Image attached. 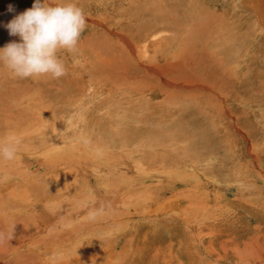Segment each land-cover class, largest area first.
<instances>
[{
    "label": "rangeland",
    "instance_id": "374dc122",
    "mask_svg": "<svg viewBox=\"0 0 264 264\" xmlns=\"http://www.w3.org/2000/svg\"><path fill=\"white\" fill-rule=\"evenodd\" d=\"M143 1L155 6L156 23L165 21V30L153 37L169 36L165 49L168 67H155V72L147 70L149 76L156 72L158 76L146 84L138 83V91L147 95L140 94L144 97L128 110L129 106L122 102L128 103V99L116 92L118 85L113 79L117 77L112 68L107 71L100 65L94 70L81 63L95 65L97 57L107 52L95 51L102 38L108 47L115 48L109 54L117 75L120 70L134 79L137 61L121 43L116 45L119 35L122 36L113 24L134 22V11L141 9L138 6ZM33 2L21 0L18 3L21 6L17 7L16 3L0 0V48L10 41H20L18 36L8 34L5 25L19 14L20 8H30ZM76 3L84 10L87 22L80 41L87 37L99 39L89 51L79 48V42L74 55L63 51L59 54L68 69L66 75L59 79L50 75L19 79L0 64V142L10 137L18 140L15 158H0V226L15 224L16 230L8 252H0V264H25L28 258L21 253L32 249V243L42 238L45 241L40 246L46 249L71 238L83 240L53 258H43L36 251L33 254L36 264H66L68 257L84 251H88L95 264H264V34L253 40L259 21L242 8H248L249 2L169 0L165 4L156 0L155 4L152 0L132 3L76 0ZM236 4L241 7L232 12ZM9 5L13 6L12 14ZM157 6L165 7L163 16ZM124 7L127 10L123 15L120 11ZM222 24L236 36L225 40L228 51L216 36ZM129 38L134 43V36ZM199 46L200 52H205L206 47H217L221 53L210 59L207 55L199 56L196 53ZM157 57L164 62L160 53ZM165 70L174 79L168 92L178 98L175 107L163 99ZM201 73L206 75L202 83L208 86L212 101L208 105L201 98L191 100L179 81ZM91 83L99 91L94 95L90 94ZM39 112L48 115L43 126L38 121ZM129 114L135 119H128L125 115ZM170 117L178 122L173 119L168 123ZM193 117L197 124L190 122ZM125 119L127 123H123ZM155 119H161L162 124L155 123ZM200 122L202 126L207 124L206 128L200 127ZM239 126L247 130L245 142L237 130ZM24 127H31L29 132L34 131L33 134L21 129ZM207 127L217 131L213 147L208 143L204 147V143L199 145L196 141L190 146L185 144L190 142L194 129L212 132ZM122 128H127V132ZM75 143L81 147L79 154L73 151ZM56 150L59 152L53 155ZM92 151L100 157L91 155ZM114 157L120 162V170L110 167ZM51 161L59 164L55 163L53 170L48 167L53 165ZM55 197L62 199L54 205L47 203V199ZM134 198H142L144 203L137 205ZM37 199L40 202L33 207ZM18 207L21 209L17 212ZM145 213L148 215L144 216ZM155 214L163 221L160 225L150 220ZM39 217L45 223L37 222ZM20 237L28 242L17 247Z\"/></svg>",
    "mask_w": 264,
    "mask_h": 264
},
{
    "label": "bare ground",
    "instance_id": "6f19581e",
    "mask_svg": "<svg viewBox=\"0 0 264 264\" xmlns=\"http://www.w3.org/2000/svg\"><path fill=\"white\" fill-rule=\"evenodd\" d=\"M3 2H6V3H9V4H12V2L15 4H18L19 3V1H21V0H2ZM93 1V0H92ZM134 0H130V2L132 3ZM155 4H156V0H152ZM164 1V3L165 4H167L168 2H169V0H163ZM232 1V0H231ZM245 1H248L249 2V6H248V8L247 7H242V8H244V9H246L247 11L249 10L250 11V14L251 15H253V16H255V17H257V19H258V21H259V26H258V29H256V31H254V37H253V40H257L258 39V37H259V35H261V34H264V0H245ZM75 2H76V0H75ZM239 2V1H238ZM89 3H91L90 1H89ZM232 3V2H231ZM236 3V2H235ZM245 3V2H244ZM24 4V3H23ZM92 4V3H91ZM91 4H90V6H91ZM19 5L20 4H18V6L17 7H19ZM25 5V4H24ZM23 5V6H24ZM27 5V4H26ZM21 6V5H20ZM31 7V6H30ZM135 7V6H134ZM138 7H140L141 9H139V10H136V11H134V19H135V21L134 22H131V21H127V22H125V23H123V24H119V25H116V24H113V26L114 27H117V30H118V32L121 34V36H122V38L120 37V35H119V38L117 39V42H116V45H118V44H120L121 43V46L122 47H125L129 52H130V54H131V56H132V58L135 56V59H136V61H137V63H136V66H135V68H136V76H135V78L133 79V77H132V75L131 74H127V75H125V74H123L120 70L118 71V75H117V72H116V70H117V68L114 66V65H112L113 64V62H111V58H112V56L109 54V53H114V51L112 52L111 50H114L115 48H112V47H108L104 42H102L103 41V39L101 38L100 40L101 41H98L99 43H100V46L98 47V49L97 50H95L96 52L98 51V52H102V51H106L107 50V52L106 53H104V54H101V55H99L98 57H97V61H95V65H92V64H90V63H87V62H85V63H81V64H83V66H85L86 68H88V66L89 67H92L93 69L94 68H97V66H99L100 67V65H102V67H101V69H103V70H109L110 68H112V70H113V72H114V74H116V80L115 79H113L114 81H115V84L116 85H118L116 88V92L117 93H120L121 94V96H124V97H126L127 99H128V103L127 102H125L124 100H122V102L124 103V104H126V106H129L127 109L128 110H130V107L131 106H134L133 104H136L138 101H139V98H142V97H144L145 95H147V93L145 92V91H138V88H139V86H138V83H140V84H146V83H148L149 81H151V79H154V78H156L157 76H158V72H156L155 73V75L154 76H149L148 75V73H147V70L148 69H151V70H153L154 72H155V70H156V68L155 67H159L160 69H167V67H168V63H167V61H166V56H165V49H166V47L168 46V44H169V36H167V35H164V34H161V35H158V36H156V37H153L158 31H160V30H165V26H166V24H165V21L164 20H162L161 19V21L159 22V23H156V21L158 20V18H157V13L155 12V11H153V8L155 7V6H153L151 3L150 4H147V2L146 1H143ZM158 7V6H157ZM235 8L232 10V8H231V10H232V12H234V10H236L238 7H241L239 4H236L235 6H234ZM25 8V7H24ZM29 8V7H28ZM159 8V7H158ZM241 8V9H242ZM18 9V8H17ZM126 8L124 7V9H123V11H120V13L121 14H125L126 13ZM159 10L161 11V13H162V16H163V14H164V10H165V7L164 8H162V9H160L159 8ZM16 12H18V13H21V12H23L24 11V9H21L20 8V10H15ZM117 11H119L118 9H117ZM12 12H14V11H11L9 14H12ZM250 14H248V15H250ZM14 15V14H13ZM3 16V15H2ZM4 17V16H3ZM6 18V17H5ZM95 19H96V21H98V22H101V19L99 18V17H95ZM11 20V19H10ZM7 21V20H6ZM4 22V21H3ZM7 23V22H6ZM5 23V24H6ZM87 23V22H86ZM219 33H217L216 34V36L218 37V40L223 44V46H224V48L226 49V51H228V46H227V44H226V42H225V40L228 38V37H232V38H236V36L231 32V30L230 29H225L224 28V24H222V25H220L219 27ZM129 35H133L134 36V38H135V41H134V43L130 40V38H129ZM99 39V37L98 38H96L95 40H92V38H90V37H87V38H85L84 40H81V41H79V42H81L80 44H79V48H83L84 49V51H89V49H90V46H91V44L92 43H95L96 42V40H98ZM122 40V41H121ZM102 42V43H101ZM141 42H144L142 45H140L139 46V44L141 43ZM113 44L114 43H112V44H110L111 46H113ZM92 46H93V44H92ZM139 46V47H138ZM80 52V51H79ZM91 52V51H90ZM94 52V51H93ZM247 52V51H246ZM245 52V53H246ZM74 52H72V54H73ZM78 53V52H77ZM95 53V52H94ZM120 53H123V50H121L120 49ZM161 54V58L163 59V63H161L160 61H159V58L157 57V55L158 54ZM199 56H200V54H202V55H204V56H206L207 55V57L210 59L212 56H213V54H215V55H219L221 52L219 51V49L217 48V47H211V48H208V47H206L205 48V52L204 51H201L200 52V46H199V48H198V51L196 52ZM206 53V54H205ZM83 55H84V53H82ZM91 54H93V53H91ZM74 55V54H73ZM79 55V54H78ZM94 55V54H93ZM75 56H77V54H75ZM74 56V57H75ZM85 56V55H84ZM88 56H90L89 54H88ZM244 56H245V54H244ZM206 57V59L208 60V58ZM246 57V56H245ZM145 58V59H144ZM84 60H85V58H84ZM86 60H88L87 58H86ZM200 60H201V58H200ZM69 64V63H68ZM78 64V63H77ZM76 64V65H77ZM114 64L116 65L117 64V61L116 62H114ZM82 66V65H81ZM72 67V66H71ZM74 68H79V67H75L74 66ZM67 69V68H66ZM84 69V68H83ZM100 69V68H99ZM178 69H180V70H182V68L180 67V66H178ZM75 70V69H74ZM80 70V69H79ZM95 70V69H94ZM200 70V69H199ZM67 71H68V69H67ZM70 71V70H69ZM100 71V70H99ZM78 72H80V71H78ZM86 72V71H85ZM90 72V71H89ZM72 73V72H71ZM88 73V72H87ZM87 73H85V74H87ZM103 73V72H102ZM1 74V73H0ZM93 74V73H92ZM99 74V73H98ZM74 75V74H73ZM72 75V76H73ZM164 75H165V79H164V82H163V86H162V88H161V91L163 92L164 91V95H165V97L163 98L164 99V101H166L168 104H171L172 105V107H175L174 106V104H176L177 103V96L174 94V96H172V93L170 94V92H168V91H170L169 90V86H172L173 84H174V79H170V73H169V71L167 70H165V72H164ZM75 76H76V74H75ZM90 76V75H89ZM92 76V75H91ZM90 76V77H91ZM94 77V76H93ZM206 77V75L205 74H203V73H201V74H197V75H195V76H191V77H188V78H186L185 80H179L181 83H182V86H184V89H185V91H186V94L185 95H187V96H189L190 98H192L191 100H193V99H199V101H200V98H201V100H203L204 102H206L205 104H210V103H212V101H211V98L209 97V94H210V92L208 91V86H206V85H204L202 82H204V78ZM74 78V77H73ZM97 77L95 76V79H96ZM121 82H122V85H121ZM188 83V85H186V84H184V83ZM200 82H201V84H200ZM65 83V82H64ZM65 85V84H64ZM94 84L93 83H91L90 85H89V89H90V94L91 95H94L95 93H96V91L98 90H96V87H94L93 86ZM112 85V84H111ZM68 86H69V84H68ZM67 87V86H66ZM73 87V86H72ZM114 87V86H113ZM112 87V88H113ZM115 88V87H114ZM63 89V88H62ZM68 89H70V88H68ZM63 90H65V89H63ZM97 92H99V91H97ZM115 93V92H114ZM39 94V93H38ZM143 95L144 94V96H141V95ZM82 96V95H81ZM87 96V95H86ZM85 95H84V97H86ZM90 96V95H89ZM96 96V95H95ZM136 96H137V98H136ZM80 97V96H79ZM79 97L77 98V100L79 99ZM120 97V96H119ZM80 98H82V97H80ZM94 98V97H93ZM84 99V98H83ZM138 99V100H137ZM173 99H175V102H172V100ZM76 100V101H77ZM34 100H29V102L31 103V102H33ZM75 101V102H76ZM80 101H81V99H80ZM196 101V100H195ZM74 102V104H75V106L77 105L76 103ZM82 102V101H81ZM120 101H118V103H119ZM208 102V103H207ZM34 103L36 104V102L34 101ZM203 103V102H202ZM27 104V103H26ZM79 104H80V102H79ZM83 104V103H82ZM180 104V103H179ZM25 105V104H24ZM120 105H123V104H121V102H120ZM120 105H119V107H120ZM199 105V104H198ZM203 105V104H202ZM26 106V105H25ZM73 106V105H72ZM125 106V105H124ZM142 106V105H141ZM201 106V105H200ZM249 106V105H248ZM251 106V105H250ZM123 107V106H122ZM209 107V106H208ZM257 107V106H256ZM259 107V106H258ZM74 108H76V110H77V107H74ZM204 108V107H203ZM261 108V107H260ZM126 109V108H125ZM180 109V108H179ZM200 109V108H199ZM206 109V108H205ZM209 109V108H208ZM264 109V108H263ZM75 110V111H76ZM177 110H178V108H177ZM176 110V111H177ZM204 110V109H203ZM210 110V109H209ZM258 110V109H257ZM78 111H79V109H78ZM107 111V110H106ZM121 111H123V110H121ZM179 111V110H178ZM177 111V112H178ZM184 111V110H183ZM198 111V110H197ZM259 111V110H258ZM199 112V111H198ZM202 112V111H201ZM205 112V111H204ZM204 112H202L203 114H204ZM129 113V112H128ZM191 113H193V112H191ZM200 113V112H199ZM8 114V113H7ZM65 114V113H64ZM77 114V113H76ZM177 114V113H176ZM183 114V113H182ZM80 115V114H79ZM78 115V116H79ZM82 115V117H83V114H81ZM80 115V116H81ZM264 115V114H263ZM39 116L41 117V118H39L38 119V121L40 122V124H42V126H43V124L45 125V123H43L44 122V120H46L47 119V117H48V115L47 114H44V113H42V112H39ZM128 119L130 118V120H134L135 119V117H133L132 116V114H129V116L128 115H125ZM178 116H180V115H178ZM178 116H177V119H178ZM65 117H66V115H65ZM82 117L80 118L79 117V119H82ZM175 117V116H174ZM174 117H170L169 118V122L168 123H170L173 119H174ZM110 118V117H109ZM121 118V121L120 122H122V117H120ZM125 118V117H124ZM126 118V119H127ZM152 118V117H151ZM180 118H182L181 116H180ZM194 118V121H190L191 123H195V124H197V121H196V118L195 117H193ZM201 118V117H200ZM83 119H84V117H83ZM82 119V120H83ZM111 119V118H110ZM125 119V121L123 122V123H127V120ZM136 119H137V117H136ZM143 120L145 119V118H142ZM177 119H174V120H176L177 121ZM238 119H240L239 117H238ZM23 122H25L26 123V121L24 120V119H21ZM82 120H81V122H82ZM138 120V119H137ZM232 120L233 121H235L236 119L235 118H232ZM242 120V119H241ZM48 121H49V119H48ZM51 121H53V120H51ZM71 121V120H70ZM69 121V122H70ZM138 121H140V120H138ZM163 121V120H162ZM83 122H84V120H83ZM164 122V121H163ZM178 122V121H177ZM72 123H74L73 121H72ZM86 123H87V121H86ZM116 123V122H115ZM155 123H158V124H162L161 123V119H155ZM165 123V122H164ZM173 123H174V121H173ZM49 123H47L46 125H48ZM78 124V123H77ZM76 124V125H77ZM79 124H80V122H79ZM82 124H85V123H82ZM112 124H113V122H112ZM150 124V123H149ZM239 124V123H238ZM38 125V124H37ZM56 125V124H55ZM58 125V124H57ZM56 125V126H57ZM64 125V124H63ZM86 125V124H85ZM84 125V126H85ZM99 125V124H98ZM118 125V124H117ZM241 125H243V124H241ZM36 126V125H35ZM54 126V125H53ZM59 126V125H58ZM57 126V127H58ZM69 127H70V125H68ZM72 126V125H71ZM79 126H81V124L79 125ZM78 125H77V127H79ZM83 126V125H82ZM100 126V125H99ZM108 126V125H107ZM202 126V123L200 122V127ZM206 126H207V124H206ZM206 126L205 125H203L202 126V128H206ZM216 126H218V125H216ZM34 127V126H33ZM60 127V126H59ZM122 127V125L120 126V128ZM124 127H126L125 125H124ZM241 127H243V126H241ZM26 127H24V128H21V129H25ZM40 129H42V127H39ZM39 128H38V130H39ZM55 128V127H54ZM54 128H52V129H54ZM61 128V127H60ZM75 128V127H74ZM100 128V127H99ZM116 128V127H115ZM208 128V127H207ZM211 128V127H210ZM215 128V127H214ZM32 130V128L31 127H27L26 128V130L28 131V133H32V132H34V131H30L29 132V130ZM36 129H37V127H36ZM35 128H34V130H36ZM48 129V128H47ZM59 129V128H58ZM69 129V128H68ZM82 128L80 127V130H81ZM209 129V128H208ZM243 129H245V128H243ZM242 128H240V126H239V128L237 129L238 130V132H239V134H240V137L241 138H243L244 140H242L243 142H245V140L247 141L248 140V138L246 137V129L245 130H243ZM57 130V129H56ZM73 130V129H72ZM79 130V129H78ZM80 130H79V132H80ZM116 130V129H115ZM122 130L125 132H127V128H126V130H125V128L123 129L122 128ZM210 131H212V132H207V131H205V130H203V129H201L200 128V130H199V132H197V130L196 129H194V130H192L193 131V135H191L192 133L190 132V134L189 135H191V139H190V142H187V143H185L186 145H192V141H196V142H198L199 143V145H200V143H204V147H207L206 145H205V143H208V144H211L209 147H213L215 144H216V140H215V136H216V134H217V131L216 132H214V130L213 129H209ZM45 131V130H44ZM43 131V132H44ZM50 131H52L51 130V128H50ZM55 131V130H54ZM74 131H75V129H74ZM82 131V130H81ZM111 131H112V129H111ZM122 131V132H123ZM139 131V130H138ZM25 133H26V131H24ZM23 132V133H24ZM36 132V131H35ZM53 132V131H52ZM56 132V131H55ZM83 132V131H82ZM129 132V131H128ZM149 132V131H148ZM57 133V132H56ZM62 133V132H61ZM72 133V132H71ZM27 134V133H26ZM33 134V133H32ZM82 134V133H81ZM80 134V135H81ZM247 134H248V136H249V133L247 132ZM67 135V134H66ZM65 135V136H66ZM80 135H79V139H80ZM14 136V135H13ZM15 136H18V135H16L15 134ZM39 136H40V134H39ZM50 136H52V135H50ZM63 136V135H62ZM68 136V135H67ZM66 136V137H67ZM82 136V135H81ZM85 136V135H84ZM133 136H135V135H133ZM132 136V139H134V137ZM194 136H196V137H194ZM11 138V137H10ZM16 138V137H15ZM19 138V137H18ZM17 138V139H18ZM52 138V137H51ZM85 138V140L87 139L86 137H84ZM19 140H20V138H19ZM70 140V139H69ZM82 140V139H81ZM84 140V139H83ZM18 141V140H17ZM55 142H56V140H54ZM53 140H52V142H54ZM87 141V140H86ZM57 142H58V140H57ZM72 142V141H71ZM213 142V143H212ZM60 143V142H59ZM197 143V144H198ZM248 143V142H247ZM54 144V146H55V144L56 143H53ZM53 144H52V146H53ZM86 144V143H85ZM88 144V143H87ZM196 144V143H195ZM245 144V143H244ZM243 144V145H244ZM252 144V143H251ZM61 145H63V144H61ZM248 145V144H247ZM51 146V147H52ZM56 148H57V146H55ZM60 147V146H59ZM62 147V146H61ZM85 147H87V145H85ZM122 147V146H121ZM49 148V147H48ZM61 149H63V148H61ZM60 149V150H61ZM71 149V148H70ZM84 149V148H83ZM123 149V148H122ZM135 149V148H134ZM134 149H132V151L134 150ZM52 150H54V149H52ZM77 150V153L79 154V152L81 151V147L80 146H78L76 143L73 145V151H76ZM94 150V149H93ZM138 150V149H137ZM91 151V150H90ZM57 152H59L58 150H56V151H53L52 152V154L53 155H57ZM62 152V151H61ZM65 152H66V150H65ZM84 152V151H83ZM125 151L123 150V153H124ZM133 152H135V153H137L138 151H133ZM63 153V152H62ZM76 153V154H77ZM59 154V153H58ZM68 154V153H67ZM77 154V155H78ZM69 155V154H68ZM91 155H93V156H96V157H100L96 152H93L92 151V153H91ZM74 156V155H73ZM72 156V157H73ZM39 157V156H38ZM40 157H41V155H40ZM68 157V156H67ZM227 157V156H226ZM55 160V159H54ZM53 161V160H52ZM51 161V162H52ZM53 163V162H52ZM51 163V164H52ZM55 163L56 162H54L53 163V165H48L47 163H46V166L48 165V167H50V166H52V170L54 169V165H55ZM50 164V163H49ZM56 164H58V163H56ZM119 164H120V162H119V160L116 158V157H114L113 159H111V161H110V167L112 168V169H114L115 167H116V170L118 169V170H120V168H119ZM209 164V163H208ZM59 165V164H58ZM57 165H55V167H56ZM228 166V165H227ZM171 167H172V165H169L168 166V170L170 171V169H171ZM109 169V168H108ZM111 169V170H112ZM110 170V171H111ZM167 170V171H168ZM109 171V173H111ZM169 171H168V176H170L169 175ZM117 172H119V171H117ZM142 172H144V171H142ZM171 172V171H170ZM108 173V174H109ZM215 173V172H214ZM187 174V173H186ZM110 175V174H109ZM175 176H176V174H174ZM107 176V175H106ZM173 176V175H172ZM188 176H189V174H188ZM246 176V175H245ZM108 177V176H107ZM186 177V176H185ZM193 177V176H192ZM198 177V176H197ZM205 177V176H204ZM180 179H181V177H179ZM237 178V177H236ZM107 179V178H106ZM174 179V178H173ZM186 179V178H185ZM112 182V181H111ZM184 182V181H183ZM212 182H213V180H212ZM239 182V181H238ZM241 182V181H240ZM242 183H245V182H242ZM249 183V182H248ZM247 183V184H248ZM110 184V183H109ZM235 185V184H234ZM243 185V184H242ZM242 187V186H241ZM106 191H108V190H106ZM193 191V190H192ZM218 191H219V189H218ZM63 198H64V200L65 201H67L68 200V198L67 197H65V196H63ZM67 198V199H66ZM173 198H175L174 197V195H173ZM172 198V199H173ZM62 198L60 197V198H57V197H55L54 199H47V203L48 204H50V205H54L55 203H58V201L59 200H61ZM247 199V198H246ZM125 201H127V200H125ZM124 201V202H125ZM144 200H142V198H137V199H133V202L135 203V204H137V205H139L140 203H144L143 202ZM224 201V200H223ZM40 201L37 199L36 200V202L34 203V205H33V207L34 206H36L38 203H39ZM225 202V201H224ZM126 203V202H125ZM136 205V206H137ZM176 205V204H175ZM207 205V204H206ZM141 206V205H140ZM126 207V206H125ZM127 207H129V206H127ZM231 207V206H230ZM252 207V206H251ZM20 207H18L17 208V212H18V210H20L19 209ZM26 208V207H25ZM136 208V207H135ZM188 208V207H187ZM27 209V208H26ZM30 209H32V208H30ZM140 208H138V210H139ZM144 209V208H143ZM22 210H23V207H22ZM124 211V210H123ZM136 211V210H135ZM139 211H142L141 209L139 210ZM261 211V210H260ZM144 212H145V210H144ZM20 213V212H19ZM263 213V212H262ZM142 214H144V213H142ZM146 214V213H145ZM148 214H146V215H144V216H147ZM156 215V214H155ZM164 215V214H163ZM123 216V215H122ZM158 215H156L155 217H153V218H151L150 220H152L153 221V224L154 225H160V223H163V221L160 219V218H158L157 217ZM261 216V215H260ZM201 218V217H200ZM169 219V218H168ZM171 219V218H170ZM177 219V218H176ZM198 219V218H197ZM164 220V219H163ZM246 220V219H245ZM26 221V220H25ZM25 221H23V224L24 223H26ZM148 221V220H147ZM12 223H18V222H14L13 220L11 221ZM20 222V221H19ZM37 222H41V223H45V222H43V220H42V218H37ZM174 222V221H173ZM259 222V221H258ZM20 223H22V222H20ZM15 225V224H14ZM11 226L12 225H6V226H0V232H6V231H8V230H10L11 229ZM121 226V225H120ZM262 226V225H261ZM260 226V227H261ZM249 227V226H248ZM19 228V227H18ZM118 228V227H117ZM163 228H164V226H163ZM173 228V227H172ZM176 228V227H175ZM264 229V228H263ZM259 230V229H258ZM16 230H14V232H15ZM117 231V230H116ZM45 232V231H44ZM263 232V231H262ZM255 233V232H254ZM261 233V232H260ZM38 233H35V235H37ZM47 234V233H46ZM45 235V234H44ZM164 235V234H163ZM257 236V235H256ZM211 238V237H210ZM83 240V239H82ZM82 240H76L75 238H71V239H69L68 241H64V242H62V243H58V244H56L55 245V247L53 248V249H46V248H43V247H41L40 246V244H42L44 241H45V239H41V240H37V241H34L33 243H32V249H29L28 251H26V252H24V253H21L23 256H25V257H27L28 259H27V261L25 262V264H36V261H35V259H34V256H33V254L36 252V251H39V253L40 254H42V256H44L43 258H47V256H50V257H57V256H59V254L64 250V248H69V247H73V246H76L79 242H81ZM13 241V239L12 240H10L9 242H3V243H0V244H5V245H3V247H1L0 246V252L1 251H3L4 250V253H7L8 252V244L10 243V242H12ZM27 240L25 239V238H23V237H20L19 238V243L16 245L17 247L18 246H22V245H26L27 244ZM72 243V244H71ZM68 244H71V245H69L68 246ZM209 245V244H208ZM102 246V245H101ZM212 246V245H211ZM95 247V246H94ZM201 248V247H200ZM98 249V248H97ZM91 253V252H90ZM20 254V253H19ZM21 255V256H22ZM208 255V254H207ZM222 258V257H221ZM92 258H90L89 257V253H88V251H84V252H81V253H76V254H73L72 256H70V257H68L67 258V260H66V264H95V262H93V259L91 260ZM21 260V259H20ZM221 260V259H220ZM17 264V263H16ZM19 264V263H18ZM20 264H22V263H20Z\"/></svg>",
    "mask_w": 264,
    "mask_h": 264
},
{
    "label": "clouds",
    "instance_id": "9594fccd",
    "mask_svg": "<svg viewBox=\"0 0 264 264\" xmlns=\"http://www.w3.org/2000/svg\"><path fill=\"white\" fill-rule=\"evenodd\" d=\"M8 10L12 11L13 6L9 5ZM5 27L20 41H10L0 48V64L19 79L48 75L59 79L67 74L59 54L78 50L87 24L86 14L75 0H34ZM17 143L15 138L0 142V158L13 160ZM14 226L0 232V243L14 238Z\"/></svg>",
    "mask_w": 264,
    "mask_h": 264
}]
</instances>
